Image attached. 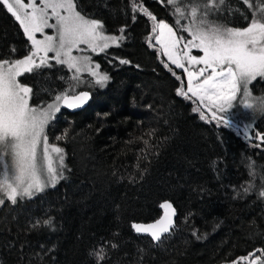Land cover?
Masks as SVG:
<instances>
[{"label":"trees","instance_id":"trees-1","mask_svg":"<svg viewBox=\"0 0 264 264\" xmlns=\"http://www.w3.org/2000/svg\"><path fill=\"white\" fill-rule=\"evenodd\" d=\"M75 2L81 14L103 22L106 35L124 39L93 56L109 76L104 86L75 92H89L88 104L74 113L61 109L46 129L49 144L63 149L66 177L15 205H0V264H97L90 253L101 245L107 253L101 264H242L253 253L264 259L258 251L264 250V142L257 140L264 112L246 116L236 100L230 112L218 114L230 122L225 126L193 97L177 94L183 75L152 43L161 20L185 37L182 48L191 40L183 31L190 17L186 11L179 18L175 4ZM245 15L243 0H228L207 19L244 27ZM29 48L0 0V59L23 58ZM200 52L190 49L193 56ZM48 63L18 78L36 93L32 105L52 101L71 82L63 65ZM183 63L192 71L199 66ZM249 87L253 96L264 95V78ZM235 112L249 124L232 118ZM165 201L176 211L169 234L153 242L135 233L132 225L158 219ZM48 218L52 226L32 227Z\"/></svg>","mask_w":264,"mask_h":264},{"label":"snow or ice","instance_id":"snow-or-ice-1","mask_svg":"<svg viewBox=\"0 0 264 264\" xmlns=\"http://www.w3.org/2000/svg\"><path fill=\"white\" fill-rule=\"evenodd\" d=\"M243 2L250 11V15H245L246 26L227 27L211 23L207 17L214 10L224 8L228 0H167L168 4H175L174 12L179 18H184L186 11L190 17L189 24L183 29L191 36V40L183 44V48L189 51L181 52L180 45L185 37H177L174 27L163 20L155 23L152 29L153 32L158 30L155 40L163 47L164 55L176 68L187 73V92L181 86L177 88V94L190 98L188 93H191L201 103L207 101L208 106L216 110L213 119H219L225 126H230V122L218 114L233 108L238 93L242 92L244 99L241 103L245 108L264 112V95L253 96L249 87L258 77L264 78V0ZM2 4L19 22L31 42L29 54L23 58L0 59V205L6 206L8 202L15 205L20 199L31 198L62 178L63 149L54 143L49 144L46 129L62 106L78 108L87 103L89 92L77 94L74 91L81 72H88L100 86L109 80L108 74L100 71L98 63L93 67L91 57L74 56L73 49L79 50L84 44L93 52H104L111 45H118L124 36L106 35L103 22L81 14L75 0H39L38 4L36 0H29L27 4L23 0L14 3L2 0ZM140 10L151 20H157L147 9ZM53 18L55 23L50 24L49 20ZM45 29H55V35L44 34ZM119 31L123 33L124 30ZM37 33L42 34L43 39H37ZM191 48L199 49L203 55H191ZM49 53H54L51 59L57 64L74 70L70 79L76 83H68L65 77H61L68 87L53 95L51 103L32 105L30 100L36 93L18 78L35 69L51 67ZM183 60L189 65L203 67L197 71L189 70ZM120 63L129 61L120 60ZM176 78L181 80L180 76ZM193 111L200 109L194 108ZM259 139L264 142V135ZM5 156L10 158L7 163L4 162ZM261 195L264 196V192ZM160 208L164 210L163 215L154 223L132 225L137 233L149 234L157 242L162 240L163 234L169 233L173 227L172 218L176 215L170 202L161 203ZM41 224L52 226V219L38 220L32 227ZM258 251L264 255V250ZM90 255L95 257L97 264L107 259L103 245ZM250 255L255 257L250 264H261V257L255 253Z\"/></svg>","mask_w":264,"mask_h":264},{"label":"rangeland","instance_id":"rangeland-1","mask_svg":"<svg viewBox=\"0 0 264 264\" xmlns=\"http://www.w3.org/2000/svg\"><path fill=\"white\" fill-rule=\"evenodd\" d=\"M9 2L10 3H14L15 2V0H9ZM23 2L25 3V4H27V3H29V0H23ZM36 2H37V4L39 3V0H36ZM49 12H50V10H49ZM18 22V21H17ZM19 23V22H18ZM49 23L50 24H52V23H55V19L53 18V19H50L49 20ZM158 23V22H157ZM21 26V25H20ZM22 28V27H21ZM23 30V29H22ZM25 34V33H24ZM44 34H48V35H55V29H45V32H44ZM158 34V30H157V32H154V36H153V38H152V43L155 45V46H157L158 48H159V50L161 51V54H162V56H163V58H164V60L171 66V67H173L175 70H177V71H179L180 73H182V75H183V81H184V91L185 92H187V73L184 71V69H180V68H176V66L174 65V64H172V62L168 59V57L166 56V55H164V49H163V47L160 45V44H157L156 43V40H155V36ZM26 36V35H25ZM26 38H27V36H26ZM36 38L37 39H43V35L42 34H40V33H37L36 34ZM28 40V39H27ZM29 42V46H30V48H31V42L30 41H28ZM113 45H115V44H113ZM113 45H111V46H113ZM110 46V47H111ZM30 48H29V50H30ZM180 48H181V52H183V51H187V50H183V48H182V46L180 45ZM99 53H101V52H93L87 45H84V44H81L80 46H79V50H77V49H73V52H72V55H74V56H79V57H84V56H88V57H91V60H92V66L94 67L95 66V64H97L96 63V61L94 60V58H93V56H95V55H97V54H99ZM28 54H29V52H28ZM200 56H202L203 55V52L201 51L200 52ZM52 56H54V53H49V60H48V62L49 61H52V62H54V63H56L55 62V60H53V59H51V57ZM182 62H185L186 64H187V66H193V65H196V64H193V65H189L188 64V61L187 60H183ZM65 68H66V70L69 72V77L71 78V76L73 75V71H70L65 65H63ZM200 67H203V65H199L198 67H196V70H194V71H197ZM258 78H260V77H258ZM202 79V78H201ZM70 83H76V82H74V81H71ZM99 87H102V86H100V85H98V84H95V78L94 77H92V76H90L89 75V73L88 72H86V71H84V72H81V74H80V81H79V83H78V86L75 88V92H77V91H80V90H84V89H89V88H99ZM188 95L189 96H191V93H188ZM192 97V96H191ZM196 101H197V103H198V105L200 106V108H202L206 113H208L210 116H212L213 117V112H211V110L208 108V102L207 101H205L204 103H201L196 97H193ZM237 102L240 104V108H241V111L242 112H244L245 113V115L246 116H249V115H252L251 113H253V112H255V111H253V109H248V108H245L244 106H243V104L241 103V101L244 99V97H243V95H242V92L241 93H238L237 94ZM52 101H50V102H48V103H51ZM231 111V109L228 111V112H230ZM232 115V118H234V119H236V120H238L239 122H244L246 125H248L249 124V122L247 121V120H243V118L240 116L241 115V113H233V114H231ZM240 129V131L244 134V135H247L246 134V132H245V130H243L242 128H239ZM257 140H259V137L257 138ZM63 155H64V152H63ZM9 160H10V158L9 157H7V156H5L4 157V162L5 163H7V162H9ZM62 172H63V176H62V178H60L56 183H55V185L54 186H56V184L59 182V181H61V180H63L65 177H66V163H65V155H64V168L62 169ZM54 186H52V185H48L47 187H45L44 188V190L43 191H45V190H47V189H50V188H52V187H54ZM42 191V192H43ZM39 193H41V192H36L34 195H36V194H39ZM33 195V196H34ZM32 196V197H33ZM25 198H27V197H25ZM24 198V199H25ZM255 257H252V258H250L247 262H243L242 264H250V260L251 259H254ZM261 264H264V259H261Z\"/></svg>","mask_w":264,"mask_h":264},{"label":"water","instance_id":"water-1","mask_svg":"<svg viewBox=\"0 0 264 264\" xmlns=\"http://www.w3.org/2000/svg\"><path fill=\"white\" fill-rule=\"evenodd\" d=\"M78 93H79V92H78ZM78 93H77V94H78ZM89 100H90V94H89V99H88L87 103L83 104L81 107H78V108H68V107L62 106L61 109L64 110V111H66V112H68V113H74V112H77V111H80L81 109H83V108L88 104ZM160 210H161V214H160L159 218L163 215V212H164L163 209L160 208ZM159 218H158V219H159ZM172 219H173V223H174L175 216H174ZM156 220H157V219H156ZM156 220H155V221H156ZM155 221L150 222V223H154ZM150 223H145V225L150 224ZM140 224H142V223H140ZM133 230L135 231L134 228H133ZM170 230H171V229H170ZM169 232H170V231H169ZM135 233H137V232L135 231ZM137 234H140V235H143V236H147V237H149V238L151 239V237H150L149 234H146V233H137ZM168 234H169V233L163 234V237L167 236ZM163 237H162V238H163ZM151 240H152V239H151ZM152 241H153V242H157V241H154V240H152Z\"/></svg>","mask_w":264,"mask_h":264}]
</instances>
